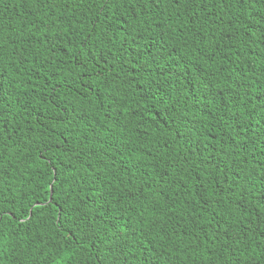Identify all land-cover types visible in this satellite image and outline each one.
Wrapping results in <instances>:
<instances>
[{"label":"trees","instance_id":"obj_1","mask_svg":"<svg viewBox=\"0 0 264 264\" xmlns=\"http://www.w3.org/2000/svg\"><path fill=\"white\" fill-rule=\"evenodd\" d=\"M100 15L0 0V264H264V0Z\"/></svg>","mask_w":264,"mask_h":264},{"label":"snow or ice","instance_id":"obj_2","mask_svg":"<svg viewBox=\"0 0 264 264\" xmlns=\"http://www.w3.org/2000/svg\"><path fill=\"white\" fill-rule=\"evenodd\" d=\"M84 2L89 4V10H91L92 7H98L101 10V15L97 17V20L99 21L101 20L102 16L105 13H108L113 8L114 5L119 6L122 3H127V0H84ZM142 2L143 0H136V3H142ZM217 2L227 4L228 0H217ZM153 3H156V0H153ZM175 3L179 5L181 3V0H175ZM203 3L208 4V0H203ZM206 10L207 9H205V11ZM109 20L111 21L112 27L115 28L116 20L113 19L111 16H109ZM120 24L121 27L117 31V36L112 37V39L118 38L119 32L124 30L125 22L121 21ZM72 34L75 35V32H73ZM59 35L60 34H56L57 38L54 43V46L57 48L63 42L62 40L59 39ZM94 35L95 33H90L88 36L85 37V41H87L88 44H92L93 48H95L96 46L93 43V39H92ZM167 55L171 56L172 53L168 52ZM81 67H83V65H81ZM158 71H159L158 66L153 65L152 67H149V65L145 64L142 66L141 72L139 74L143 76L145 74H150L151 72H158ZM12 95H14V93L8 90V88L6 87V82L4 80L3 73H0V104L4 105V109H0V117L11 115L10 101L8 98ZM161 99H163V97H161ZM5 109H7L8 111H5ZM72 118L73 117L70 115L68 119L71 120ZM81 118H84L83 114H81ZM109 119H112V115L109 116ZM0 139H2V137H0ZM37 151H39V149H37ZM55 192H56L55 183H53L48 188L50 201L54 197ZM47 206L51 207V204ZM42 207H44V205L35 204V202H33L32 212H35L36 208H42ZM4 215H5L4 213H0V258H2L4 252V235H3ZM8 215H11V213H8ZM142 215H147V212L142 213ZM30 222L31 220L29 217H25L23 220L20 221V223L22 224H28ZM115 229L116 230L113 232L106 233V236L110 241V248L100 250V252L97 255V264H107V261L103 258L105 251H110L113 255L116 256H124L125 253L128 251L125 245L129 243V234H127L125 231L122 230V226L118 222L115 224ZM71 235L73 236L74 239L77 240V242L79 241L80 238L77 237L75 233H71ZM95 238L99 239V235H97ZM69 243H71V241H69ZM161 260H163V257H161Z\"/></svg>","mask_w":264,"mask_h":264},{"label":"water","instance_id":"obj_3","mask_svg":"<svg viewBox=\"0 0 264 264\" xmlns=\"http://www.w3.org/2000/svg\"><path fill=\"white\" fill-rule=\"evenodd\" d=\"M50 201V200H49Z\"/></svg>","mask_w":264,"mask_h":264}]
</instances>
